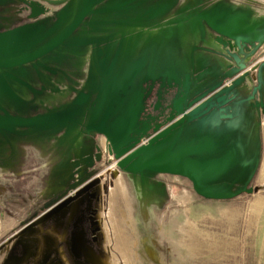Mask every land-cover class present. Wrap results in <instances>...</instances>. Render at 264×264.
Here are the masks:
<instances>
[{
  "label": "rangeland",
  "instance_id": "obj_1",
  "mask_svg": "<svg viewBox=\"0 0 264 264\" xmlns=\"http://www.w3.org/2000/svg\"><path fill=\"white\" fill-rule=\"evenodd\" d=\"M231 156L264 195V0H0V264H151Z\"/></svg>",
  "mask_w": 264,
  "mask_h": 264
},
{
  "label": "crops",
  "instance_id": "obj_2",
  "mask_svg": "<svg viewBox=\"0 0 264 264\" xmlns=\"http://www.w3.org/2000/svg\"><path fill=\"white\" fill-rule=\"evenodd\" d=\"M248 170L250 165L239 164L238 157L231 156L225 166L215 169L212 175H197L196 183L192 180L195 192L205 199L228 203L227 209L209 221L221 231L209 232V229L199 228L197 233L191 234L185 227L191 223L188 217L186 224L185 219L181 224L183 230L178 239L168 232L160 239L159 234L156 235L150 248L151 264H264V218L258 220V216H253V211L259 215L264 209V200H259L264 199L259 189L263 183L257 185V193L253 186L247 188L252 181L245 179L251 174ZM168 174L188 178L184 172ZM208 176L214 179L209 180ZM183 190L189 191L186 187ZM252 193L259 196L258 202L241 200L244 194ZM245 204L246 216L240 213ZM196 224L200 226L199 221Z\"/></svg>",
  "mask_w": 264,
  "mask_h": 264
}]
</instances>
